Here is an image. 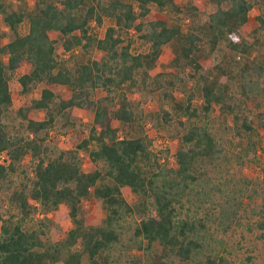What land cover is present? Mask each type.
<instances>
[{"label":"trees","instance_id":"trees-1","mask_svg":"<svg viewBox=\"0 0 264 264\" xmlns=\"http://www.w3.org/2000/svg\"><path fill=\"white\" fill-rule=\"evenodd\" d=\"M209 1L214 8L203 21H197L196 0L182 4L174 0H33L30 9L5 11L0 0L2 21L12 33L0 43V152L4 155L0 193L8 205L5 214L0 209V264H52L61 257V264H80L82 253L87 255V264H229L211 232L218 226L223 230L230 226L244 204L249 181L244 178L243 186L226 188L209 185L197 198L202 186L197 165L205 160L216 164L226 157L220 135L202 119L208 118L216 104L215 117L221 127L238 136L244 134L246 148L253 149L249 114L254 108L262 115L264 60L247 53L259 42L264 12L255 15L258 24L249 34L243 36L240 30L249 9L255 4L264 9V0ZM151 4L173 14V22L167 23L164 17L137 20L149 12ZM179 13L188 16L185 29L180 26ZM103 16L112 22L98 36L93 26ZM23 18L27 29L20 33ZM131 28L146 44L145 50H131ZM49 30L58 31L63 56L56 53V40ZM171 40L175 45L170 64L194 79L200 98L196 104L192 92L184 100L175 99L170 88L174 71L153 70L160 62L162 46ZM219 43L225 47L224 60L213 63L211 73L203 63ZM93 48L102 50V55L85 59L76 55ZM23 61L30 69L17 76L21 90L35 82L43 86L37 97L18 105L21 119L14 128L4 120L12 101L8 72ZM55 84L66 86V93L57 94ZM97 89L105 93L96 96ZM133 91L158 92L170 101L169 110L159 107L158 112L163 121L174 119L177 124L173 166L160 163L150 150L151 140L142 127L144 108L128 96ZM68 107L91 109L92 122L87 135L73 147L54 150L42 133ZM31 108L44 109V116L31 115ZM114 118L126 125V134L118 133ZM79 149L102 167L84 170ZM27 155L33 160L30 172L22 166ZM258 183L254 180L252 190ZM123 186L136 196L133 203L124 198ZM215 191L218 199H214ZM89 193L101 200L104 209L97 222L77 214L81 199ZM190 194L196 202L192 204L203 210L198 207L179 215ZM61 200L68 202L73 222L64 237L47 240L42 221L36 228L23 226L35 207L32 201L47 212ZM258 207L255 211L261 216L264 199ZM132 214H138V219L123 236L124 221ZM261 218L256 222L259 227ZM74 244L78 247L73 249Z\"/></svg>","mask_w":264,"mask_h":264},{"label":"rangeland","instance_id":"rangeland-1","mask_svg":"<svg viewBox=\"0 0 264 264\" xmlns=\"http://www.w3.org/2000/svg\"><path fill=\"white\" fill-rule=\"evenodd\" d=\"M3 10H9L10 8H23L30 9L33 6V0H2ZM177 4H182L187 0H174ZM198 10L196 15L197 21H203L206 18L207 13L214 8V4L209 0H196ZM259 12H264V9L258 5H253L249 11L247 20L242 26L240 33L245 36L249 34L251 28L258 24L255 15ZM3 11L0 10V43L11 38L12 33L2 21ZM150 17H164L167 23L173 22L174 16L166 9L159 10L154 4L150 5L149 12L144 17H139L137 20L148 19ZM179 23L182 29L186 28L188 23V16L179 13ZM112 19L106 16L102 17V21L99 25H94V32L100 36L102 35L106 25L110 24ZM27 29V19L23 18L19 24V32L23 33ZM129 35L132 37L133 42L131 45L132 51H142L146 49V44L143 43L140 38L136 36V32L133 28L129 30ZM48 34L53 37L56 45V53L63 56L60 46L59 33L56 30H49ZM259 42L251 47L248 51V56L255 59L264 60V27L258 31ZM175 41L171 40L165 43L159 55V64L153 70H172L176 74L173 78V85L170 86L172 92L176 95L175 99L184 100L189 92L194 94L192 101L198 103L200 98L198 94V88L193 78L186 74V70H177L170 64V59L173 57V47ZM225 47L223 43H219L212 52L206 57L203 63V67L209 70L211 73L213 70V63L223 62ZM103 51L97 48H93L88 53L76 52L78 58L85 59L87 56L98 57L102 55ZM30 64L23 61L16 69L8 72V84L11 92V104L5 110L4 120L8 124H13L14 128L17 127L20 116L17 114L18 105L31 96H38L40 88L43 86V82L30 83L25 91H22L20 84L17 80V76L28 71ZM53 89L57 94L64 95L67 91L66 86L61 84L53 85ZM105 91L97 89L96 96L104 94ZM129 98L133 102H137L138 105L144 108L143 117V130L150 138V150L156 152L158 161L167 165H174L172 152L176 145V128L177 124L174 119L165 122L160 117L158 112L159 107L170 109V101L166 97H161L158 92H140L133 91L128 93ZM251 105V103H248ZM252 108V107H251ZM260 112L262 115L259 117L256 110L252 108L249 117L252 121L251 137L254 140L253 149L246 148L245 135L238 136L232 130L223 129L221 123L217 121L215 115L218 113L216 104L212 105V109L209 112L208 118L203 117L206 124L220 135L224 151L225 158H221L218 163H208L206 160L200 162L196 171L200 173L201 179L199 180L201 186L200 192L197 193V198L201 196L202 191L208 190L209 185H217L223 188L229 186H243V180L248 179L249 185L244 191V197L242 200L241 208L235 215V218L230 222V226L223 230L221 226H218L215 231H212V238L215 241L216 248L223 254L229 261V264H264V221L261 227L256 222L257 219L264 220V211L261 216H258L256 211L258 205L264 199V101L261 104ZM29 113L35 117L44 116V109L31 108ZM92 122V110L79 107H68L63 112L57 114L54 118L53 124L48 128L44 134L45 139L49 141L52 148H68L73 147L74 143L79 141L82 137L87 135L88 128ZM226 123L231 124L230 115H226ZM112 124L118 127V133L120 135L126 134L127 127L117 119H112ZM79 155L82 160V168L84 170L92 169L95 167L101 168V162H91L87 156V153L83 149H79ZM0 159L4 161V155L0 156ZM33 160L30 156H26L22 160V166L28 171H31ZM254 180L259 181L255 185L256 190H252ZM198 185V186H199ZM204 186V187H203ZM197 187V185H196ZM215 188V187H212ZM214 199H218V192H214ZM122 194L124 198L133 203L136 200V196L130 191L127 186L122 187ZM191 194L189 199H186L184 206L181 207L179 215L183 212H193L198 209L195 206L196 203L192 201ZM193 196V197H195ZM191 199V200H190ZM35 207L26 220L23 222V226L26 228H36L39 226V222L45 223L44 228L47 240L55 241L64 237L66 231L73 225L71 218L68 216L69 204L65 200H61L54 210L43 212L39 208L37 202L32 201ZM249 203L248 205H245ZM0 209L5 214L8 205L6 204L3 193H0ZM204 205H208L207 201H204ZM210 205V204H209ZM189 207L188 209L186 207ZM203 207H199V211H202ZM149 212H153L151 206H149ZM78 216L83 217L88 222H97L104 215V209L101 205V200L89 193L83 197L80 201ZM138 214H132L124 221L122 228L123 236L130 233L131 225H133L137 219ZM129 224V225H128ZM78 245L74 244L72 248H77ZM133 251L139 253L136 248H132ZM62 257L52 264H61ZM80 264H87V255L82 253L80 257Z\"/></svg>","mask_w":264,"mask_h":264},{"label":"built area","instance_id":"built-area-1","mask_svg":"<svg viewBox=\"0 0 264 264\" xmlns=\"http://www.w3.org/2000/svg\"><path fill=\"white\" fill-rule=\"evenodd\" d=\"M145 124H148V123H145ZM1 155H3V153H2V152H0V156H1ZM0 161H2V160L0 159ZM2 162H3V161H2Z\"/></svg>","mask_w":264,"mask_h":264},{"label":"crops","instance_id":"crops-1","mask_svg":"<svg viewBox=\"0 0 264 264\" xmlns=\"http://www.w3.org/2000/svg\"><path fill=\"white\" fill-rule=\"evenodd\" d=\"M159 60H160V59H159ZM29 69H30V68H29ZM26 72H27V71H26ZM22 73H23V72H22ZM35 97H37V96H35ZM11 99H12V98H11ZM20 104H21V103H20ZM20 104H19V105H20Z\"/></svg>","mask_w":264,"mask_h":264}]
</instances>
